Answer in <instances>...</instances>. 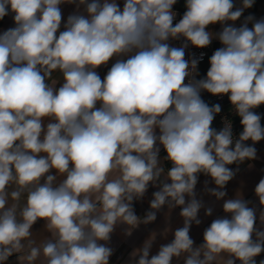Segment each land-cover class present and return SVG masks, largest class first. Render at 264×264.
<instances>
[{
  "label": "clouds",
  "instance_id": "9594fccd",
  "mask_svg": "<svg viewBox=\"0 0 264 264\" xmlns=\"http://www.w3.org/2000/svg\"><path fill=\"white\" fill-rule=\"evenodd\" d=\"M255 2L185 0L174 23L177 0H123L122 8L118 0H0V20L11 13L15 25L0 33V264L13 255L18 264H110L117 226L131 236L165 206L166 219L181 209L183 226H166L161 235L173 239L150 256L151 232L127 264H257L264 178L254 189L260 228L241 193L225 199L238 166L257 159L254 145L264 140L254 111L264 105V17L244 16ZM63 4L76 10L61 30ZM217 24L220 31L210 30ZM214 38L222 47L197 79L203 53L186 59V49ZM181 39L180 47L169 43ZM110 62L101 79L97 69ZM53 72L62 77L58 88ZM202 92L228 96L238 137L226 117L220 130L212 127L221 105L206 103ZM201 174L216 185L205 181V191L223 200L226 215L212 220L197 246L190 229L201 224ZM150 184L159 190L138 216L134 202ZM39 220L49 235L38 241Z\"/></svg>",
  "mask_w": 264,
  "mask_h": 264
},
{
  "label": "crops",
  "instance_id": "0c3cea01",
  "mask_svg": "<svg viewBox=\"0 0 264 264\" xmlns=\"http://www.w3.org/2000/svg\"><path fill=\"white\" fill-rule=\"evenodd\" d=\"M118 3L122 8L123 0H118ZM60 7L63 15L61 30H63V23L66 22L67 17L70 14L74 13L76 9H75V5H70V4H63ZM175 8L181 9L182 11L180 16L181 18L184 12L182 8L178 6V2L176 5H174V9ZM252 10H264V0H256L254 6L252 7ZM179 19L177 20V22L179 21ZM14 26L15 25L12 18V14L10 13L9 15L5 16L3 23L0 25V33ZM235 26L238 27L237 21L235 22ZM210 30H212L213 32H218L221 30V26L219 24L210 26ZM169 43L173 47H177L178 44H180L181 46L183 43V39L172 40L169 41ZM210 46L214 47L216 50L222 47L219 40L215 38L213 39ZM190 47L191 45L186 49V54L188 53V49ZM110 67H111V62L109 63L108 66H102L99 69H97L101 79H103V77L106 75ZM53 79H56L58 81L56 85V87L58 88L60 86V82H62L61 74L59 72H53ZM45 123H47V120L45 121ZM212 127L216 128V126L214 125V121ZM160 147H161L160 156L161 158H163V156H165L166 153L163 147L162 146ZM255 147L257 149V159L253 161H245L243 164H240L238 166L239 171L236 173L235 177L231 181H229L228 184L226 185L225 190L227 195L225 199L235 198L237 192L241 193L245 200L251 202L249 204V207H255L257 209L256 227L260 228L261 225L258 219L260 205L258 198L255 195L254 189L255 186L258 184L259 180L261 178H264V140L258 142L255 145ZM249 164H251L252 167H249ZM164 167L168 169L171 167V164L168 162H164ZM229 167L235 170L237 168V165L233 164L230 165ZM205 181H208L207 187L209 188L216 187V185L211 181L210 177L205 176L203 174L199 176L195 191L197 194V199L203 201L204 207L201 208L198 214V218L201 220V224L196 225L195 223H193L190 229V236L195 241V245L197 246L203 242V231L205 228H207L210 225L212 220L217 217H222L226 215L222 209L223 200H217L214 196H211L205 191ZM157 190H159L157 187H153L150 184L148 191L143 197V199L134 202L135 213L138 216H143L146 213V211L149 210L150 207L149 202L152 199V194ZM208 207H211L213 209V213L211 216L205 215V209ZM180 210L181 209L179 207L173 209L166 219V214L169 213V210L167 206H165L164 208L161 209L160 212L157 213L156 221L148 225L141 224L137 229L133 230L131 236L125 235L124 232V229L126 227L125 225L117 226V228L111 235L110 242L108 243V246L114 250L113 255L110 257V264H127L129 260V254L133 251V249L141 247L143 245V242L149 237V235L153 231L157 233V238L150 251V256L156 254L161 244L168 243L173 239V235L171 232L167 235L166 238L162 236L161 233L163 229L166 226H170L171 229L174 231L176 228L183 226V219L179 215ZM44 223L45 222L43 220H39L36 224L33 225L32 231L34 233H37L34 235L38 241L42 240L45 236L49 235V233H47L44 229ZM262 259H264V253L256 257L257 264H259V261ZM7 264H18L17 257L15 255L10 257ZM172 264H177L175 258L173 259ZM180 264H182V261L180 262ZM237 264H239V262H237Z\"/></svg>",
  "mask_w": 264,
  "mask_h": 264
},
{
  "label": "built area",
  "instance_id": "2783aa9c",
  "mask_svg": "<svg viewBox=\"0 0 264 264\" xmlns=\"http://www.w3.org/2000/svg\"><path fill=\"white\" fill-rule=\"evenodd\" d=\"M236 3H237V6H239V0H236ZM174 11H176L178 13L177 18L174 21V23H176L177 20L180 18L182 11L179 8H175ZM249 14L254 15L257 19H260V18L264 17V10H252V8L246 9L244 16H247ZM243 19H244V17H241V19L237 21L238 27L243 22ZM249 27H251V24H249ZM177 47H180V44H178ZM215 50L216 49L212 46H208L207 48H203V49L191 46L188 49V53L185 55L186 59H190L193 56L196 58H200L201 53H203V58L200 59V62L198 64L199 75L197 76V79H200V78H203L206 76V74L205 75L201 74L202 67L205 64V62L207 61L208 57L211 55V53H213ZM201 97L209 105H213V104H220L221 105L222 111H221V113L216 115V117L214 119V125L216 126L217 130H220L223 127V118L226 117L232 123L234 136L238 137L239 133L242 131V126L240 124V118L237 115H235L231 110L232 106L230 104L228 96L227 95L213 96L207 92H202ZM254 111H256L258 114L261 115V117H262L261 123H262V126H264V105H261L259 108L255 109ZM246 143L251 144L252 142L248 141Z\"/></svg>",
  "mask_w": 264,
  "mask_h": 264
},
{
  "label": "trees",
  "instance_id": "16d2710c",
  "mask_svg": "<svg viewBox=\"0 0 264 264\" xmlns=\"http://www.w3.org/2000/svg\"><path fill=\"white\" fill-rule=\"evenodd\" d=\"M177 2H178V6L181 7L183 12H184L186 10L185 9V0H177ZM4 19H5V17L2 20H0V25L3 23ZM210 56L208 57L207 61L205 62V64L202 67L201 74H203V75H205L207 73V70L210 67V63H209Z\"/></svg>",
  "mask_w": 264,
  "mask_h": 264
}]
</instances>
